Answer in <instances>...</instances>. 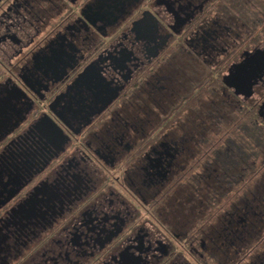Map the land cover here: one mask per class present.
Listing matches in <instances>:
<instances>
[{
    "label": "flooded vegetation",
    "instance_id": "obj_1",
    "mask_svg": "<svg viewBox=\"0 0 264 264\" xmlns=\"http://www.w3.org/2000/svg\"><path fill=\"white\" fill-rule=\"evenodd\" d=\"M241 5L0 0V264H264Z\"/></svg>",
    "mask_w": 264,
    "mask_h": 264
},
{
    "label": "rangeland",
    "instance_id": "obj_2",
    "mask_svg": "<svg viewBox=\"0 0 264 264\" xmlns=\"http://www.w3.org/2000/svg\"><path fill=\"white\" fill-rule=\"evenodd\" d=\"M239 1L242 3L241 6L245 10L248 9L247 7L250 6L251 2H255L258 7H260V6L264 7V0H239ZM258 142H260L259 135H257V144L260 145V143H258ZM260 148L264 151V146L263 145ZM257 187H258L257 188L258 190L261 188V186H259V185Z\"/></svg>",
    "mask_w": 264,
    "mask_h": 264
},
{
    "label": "water",
    "instance_id": "obj_3",
    "mask_svg": "<svg viewBox=\"0 0 264 264\" xmlns=\"http://www.w3.org/2000/svg\"><path fill=\"white\" fill-rule=\"evenodd\" d=\"M263 52L261 53V51H259V52H257L256 54H254L252 57H251V59H250V63L251 64H255V61L257 60V59H259V57H261V58H263ZM241 66V65H240ZM242 66L244 67L245 65H243L242 64Z\"/></svg>",
    "mask_w": 264,
    "mask_h": 264
}]
</instances>
